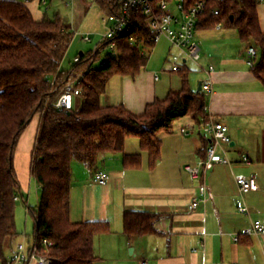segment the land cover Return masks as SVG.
Wrapping results in <instances>:
<instances>
[{"label":"crops","instance_id":"1","mask_svg":"<svg viewBox=\"0 0 264 264\" xmlns=\"http://www.w3.org/2000/svg\"><path fill=\"white\" fill-rule=\"evenodd\" d=\"M15 1L24 4L36 21L47 17L54 2ZM58 2L71 15L85 11L94 18V26L107 30L113 24V17L102 11L99 1ZM257 18L264 32L262 3L257 7ZM194 41L200 49V60L197 64L185 62L188 79L196 91L199 84L210 79L213 93L208 96L207 113L209 119L228 128L231 142L226 157L230 164H214L201 171L198 179L183 170L187 164L201 165L208 145L202 131L181 133L187 126L196 127L189 116L175 120L170 132L159 134L160 156L152 169L148 154L136 138L126 140L123 153L98 159L95 169L110 176L104 186L92 183L94 169L72 162L70 221L107 222L110 226L109 233L94 238L93 264H264V236L241 234L254 221L264 224V87L246 65L245 48L249 44L241 42L235 30L224 26L219 30L197 28ZM167 52L168 46L163 48L161 70L146 66L134 77L117 76L108 82L100 100L105 97V106L123 105L138 116L148 104L180 92L182 79L167 63ZM80 105L81 99H76L75 106ZM38 123L35 116L19 138L14 155L21 193L28 194L32 187L35 192L40 190L29 172ZM124 157H135L138 162L125 166ZM240 176L254 178L258 189L241 195L235 181ZM200 184L206 186V202L190 211L188 203L199 195ZM242 206L248 208L247 215L238 212ZM126 211L155 214L158 233L129 240L122 227ZM237 234L240 236L235 242ZM19 244L23 243L11 245L7 251L10 256Z\"/></svg>","mask_w":264,"mask_h":264},{"label":"trees","instance_id":"2","mask_svg":"<svg viewBox=\"0 0 264 264\" xmlns=\"http://www.w3.org/2000/svg\"><path fill=\"white\" fill-rule=\"evenodd\" d=\"M96 1L114 18L126 0ZM160 1L151 0L153 7ZM200 1L182 0L185 8ZM259 4V0H206L197 28L214 29L222 23L235 30L241 42L254 46L257 58L250 70L264 87V32L257 18ZM213 9L218 15L212 14ZM73 35L70 25L59 17L36 21L24 4L0 0V264H13L5 253L20 235L14 198L23 201V195L14 155L19 138L35 116L39 123L29 172L41 197L35 209L27 207L34 220V232L26 247L30 250L36 246L38 255L47 256L50 264H93L94 238L110 232L107 222L70 221L72 162L95 170L101 156L123 153L126 140L136 138L148 154L152 169L160 156L159 134L170 132L175 120L189 116L197 127L209 120L208 96L191 88L185 63L179 72L181 91L148 104L143 114L135 116L123 105H101L100 97L111 78L134 77L148 64V53L155 44L141 9L129 15L125 29L112 39L116 53H106L99 67L88 68V52L78 54L80 61L69 70L61 69ZM82 72L79 108H54L66 82L74 73ZM132 162L138 159L124 157L125 166ZM157 218L155 214L126 211L123 233L129 240L157 234ZM43 240L51 242L52 247L44 248Z\"/></svg>","mask_w":264,"mask_h":264},{"label":"built area","instance_id":"3","mask_svg":"<svg viewBox=\"0 0 264 264\" xmlns=\"http://www.w3.org/2000/svg\"><path fill=\"white\" fill-rule=\"evenodd\" d=\"M28 2L29 0H25ZM96 1V0H88ZM223 1V0H218ZM264 4V0H259ZM45 3V0H42ZM171 1L162 0L156 7H153L151 0H126L121 7V12L118 16L113 18V24L105 31V34L101 36V40L97 43L93 50L89 51L91 62L88 68L95 67V62L100 58L102 50L106 49V53H116V42L112 40L114 36L122 32L127 26L128 18L131 13L137 9H141L143 15L146 17V27L150 32L152 42L156 45L162 39H165L168 43V52L166 61L170 65L171 69L175 72H180L182 65L185 62H192L197 64L200 60V49L197 43L194 41V34L197 30L201 17L204 14L206 8V0H201L194 6L185 8L182 0H175L174 9L172 12L170 4ZM212 14L218 15V10L213 9ZM222 23H218L215 29L219 30L222 27ZM82 41L85 43L90 42V37L81 35ZM86 54V53H85ZM245 62L248 67H251L256 58L257 50L252 45H247L245 48ZM104 58V57H103ZM80 56L73 59V64L80 61ZM103 64V59L100 61ZM100 65V66H101ZM209 71H213V67L210 66ZM84 72L74 73L72 77L66 82L61 93L53 103V107L57 110H71L77 109L75 106V100L81 98L80 84L84 77ZM158 76H155V80ZM201 90L207 95L211 96L213 93L210 79L201 84ZM193 130L202 131L208 138V145L205 149V158L199 166L185 165L183 170L193 179H198L201 176V171L211 167L214 164L229 165L230 162L226 157V147L229 146L231 138L228 132V128L221 122L213 121L209 119L199 127L187 126L181 130L182 134H188ZM220 151V152H218ZM91 181L93 184L104 186L109 183L110 176L107 172L101 169H95L92 172ZM236 184L238 186L239 193L245 195L250 191L258 189L257 183L254 178L236 177ZM199 195L192 199L188 203V209L194 211L206 202V186L200 184L198 187ZM14 201H19L18 197L14 198ZM238 212L243 215H247L249 210L246 206H242L238 209ZM242 235L249 236H264V224L260 221H254L248 228H245L241 232ZM239 234L234 236V241L237 242ZM42 246L44 248L52 247V243L43 240ZM13 264H26L27 262L34 261L36 264H50L51 261L47 256H39L38 249L33 246L30 250L25 244H19L11 251L9 259Z\"/></svg>","mask_w":264,"mask_h":264},{"label":"rangeland","instance_id":"4","mask_svg":"<svg viewBox=\"0 0 264 264\" xmlns=\"http://www.w3.org/2000/svg\"><path fill=\"white\" fill-rule=\"evenodd\" d=\"M174 2L175 0H172L170 7L172 12L175 13V9L173 7ZM47 5L49 6V1ZM84 12L85 11L79 14L71 15V12L70 10H68V8L66 9L61 2H58V0H54L50 10L46 13L49 19L59 17L63 21L67 22L74 34L71 45L63 60V69H70L73 64V59L77 57L79 53L85 54L93 50L97 43L101 40V36L105 34L106 30L104 28L97 27L96 25L94 26V18H89L86 15V12ZM79 34H90V42H83ZM167 46L168 43L165 39H162L154 46V48L148 53L147 67L151 66L152 68L153 66L156 67V69L161 70V55L163 54V48H166ZM106 52H108L106 49L101 51L100 58L94 63L95 67H99L101 65L100 61L103 59ZM100 102L105 106V97H103ZM21 194L23 195V201L19 199V201L15 203V223L16 229L20 233V237L16 238L11 245L17 242H22L23 244L27 245L28 240L30 243L33 238L34 220L32 215L27 210V207H29L30 209H35L37 207L38 201L41 197V191L39 190L38 192H35L34 187H32L31 191L28 194L27 192H22ZM5 258L7 260L10 259V254H8V252L6 253Z\"/></svg>","mask_w":264,"mask_h":264},{"label":"water","instance_id":"5","mask_svg":"<svg viewBox=\"0 0 264 264\" xmlns=\"http://www.w3.org/2000/svg\"><path fill=\"white\" fill-rule=\"evenodd\" d=\"M80 54H82V53H80ZM197 90L201 91V84L198 85V89Z\"/></svg>","mask_w":264,"mask_h":264}]
</instances>
